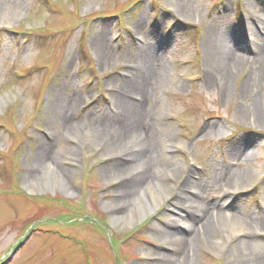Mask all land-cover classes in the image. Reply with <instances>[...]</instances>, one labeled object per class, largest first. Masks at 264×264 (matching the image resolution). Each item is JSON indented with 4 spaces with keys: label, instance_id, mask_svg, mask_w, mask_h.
Here are the masks:
<instances>
[{
    "label": "rangeland",
    "instance_id": "1",
    "mask_svg": "<svg viewBox=\"0 0 264 264\" xmlns=\"http://www.w3.org/2000/svg\"><path fill=\"white\" fill-rule=\"evenodd\" d=\"M262 18L264 0H0V264L9 257L6 264H239L240 255L253 264L264 232L251 237V257L226 236L224 221L187 250L155 233L161 227L190 238L167 216L194 217L186 205L196 199L213 210L240 205L246 195L248 211H264V71L256 62ZM224 45L248 49L251 59L222 79L225 69L207 46ZM143 60L165 66L139 97L128 80L143 71ZM140 101L152 140L147 173L114 180L115 170L135 172L129 160L141 156L139 148H111L124 132L92 121L119 118V104ZM66 106L75 124L60 121ZM43 161L74 194L32 189ZM219 172L226 186L206 187ZM147 177L168 193L140 216L133 191ZM132 214L125 225L112 219Z\"/></svg>",
    "mask_w": 264,
    "mask_h": 264
},
{
    "label": "bare ground",
    "instance_id": "2",
    "mask_svg": "<svg viewBox=\"0 0 264 264\" xmlns=\"http://www.w3.org/2000/svg\"><path fill=\"white\" fill-rule=\"evenodd\" d=\"M263 20V18H262ZM262 26V40L264 41V20L261 24ZM229 28V27H228ZM208 43V40H207ZM264 47V46H263ZM261 48L262 51L258 53V57L256 62L261 63L262 65V71H264V48ZM207 49L209 53L211 54V57L218 60V63H215L213 61L214 65L223 66L225 69L222 79L225 78V76H228L231 74L232 70H234L238 64L248 62L251 58L246 56V52L248 49H242L241 47L233 46L231 48L230 46L224 45L221 49L214 48L213 46L209 48L207 46ZM237 49V50H236ZM241 52L239 53V51ZM165 65H162V63H158V61L150 62L148 60H143L142 67L140 68L143 71L141 73L135 74L132 77L130 76V80H128L129 86L133 88L137 93L139 97H142L145 91V87L147 82L156 81L158 78H162L161 69L164 68ZM261 67V66H260ZM255 79L257 76H254ZM204 83L208 84V79L205 78L203 80ZM262 92L264 91V80L262 77ZM248 86L245 87V91H241L243 93V96H247L248 93L246 90H248ZM57 101L62 102L63 100L58 99ZM121 102L120 99H117V103ZM58 104V103H57ZM120 108L122 107V115L119 116V118H109L107 115H105L102 119L96 120L95 122L92 121L93 124H97V128L101 129L103 128V125L101 122H104L107 124L108 128H112L115 130H118L119 132H124L123 134H120L119 138L111 145L110 147L113 149H119L121 151L125 150L127 152L128 147H134L137 145V148H139V154L141 155L138 159H132L129 160L132 162L135 160V166L134 168L130 167L129 169H134L135 172L132 170H127V168H124L125 170H115L117 173H115L112 176V179L114 180H121L125 178H130L129 180H132L133 176H137L140 172L141 176H145L144 173H147V169L144 168L145 166V160L148 159L149 156H147V150L152 145L150 144V141H152L147 133L146 129H149L148 124V114L149 110L148 108L143 105L142 101H140L137 105L135 104H128L127 106L125 104L120 105ZM63 108V106H62ZM70 108L67 106L64 109V115H62L63 109H59L57 114L59 115L60 121H63L64 123H70L75 124L73 115L70 114ZM118 112V111H117ZM135 116L134 120L132 122H129V118L132 119V117ZM95 120V119H94ZM122 120V121H120ZM99 122V123H98ZM126 122V123H125ZM216 125H212L209 128V131L212 132L213 128ZM83 128V127H82ZM131 131L125 132L127 129H130ZM85 131V130H84ZM76 134L79 133V128L76 127ZM85 136H88L87 133H83ZM122 135V136H121ZM144 144H140L142 143ZM144 150L146 154H144ZM44 165L46 167L44 175H40V178L37 182L30 183L33 190H39L43 187H54L58 186V188H61L64 193L71 195L75 193V190L69 185L67 182V179L63 176V174L54 167V164H51L50 162L43 161ZM118 169V168H117ZM145 169V170H144ZM149 170V169H148ZM168 174L171 175L172 171L167 170ZM223 172V171H222ZM133 173V174H132ZM152 174V173H151ZM151 174L149 177H152ZM219 175L211 182L206 181L205 186L207 187L209 184L218 185L219 183H225V186L229 180H227V177L222 176L221 172L218 173ZM246 175V173H245ZM244 174L236 175L233 174V178L236 180H242L245 177ZM136 178V177H134ZM149 178H143V181H145L147 184L145 187L139 188L134 192V201L135 205L138 208L137 212L140 216L145 215L147 211H154L155 208H157L161 203H163L164 199L167 197L164 195L168 193V190L166 187L160 185V184H154L153 182H150L148 180ZM232 179V178H231ZM232 179V180H234ZM229 185V188H232L233 181ZM201 187V184L198 185ZM205 186L203 188H205ZM235 187V186H234ZM32 190V191H33ZM133 192L130 195L122 194L121 198L115 199V202H111L109 204V207L111 210L116 209L118 207V204L123 202L126 199H129V197L133 194ZM198 197L200 196L197 194ZM197 197V198H198ZM131 198V197H130ZM120 199V200H119ZM197 200V199H196ZM191 202V205H186V208L189 209L194 217L192 215L191 218L189 217H183L182 215L178 214H168V220L174 224L177 228L178 226H181L185 228L187 231L192 232V235L188 239H184L179 237V234L174 232L171 233L170 236L166 235V230L164 228L159 227L156 230V238L166 241L168 245H174L177 242L183 246L184 250H187L190 248V246L198 245L199 242L202 240L203 236L207 237L206 234L212 230H214L215 224L217 221H224L226 226V236L230 238L233 236L235 247L242 246L243 253L245 257H251L253 250H255V243L256 241L251 238L252 236H257L258 233L264 232V211L262 215H257V212L252 213L249 209L251 207H247L246 205L242 204V202L250 200L248 199V196L245 195V198L241 202L240 205H226L221 204L219 208H211L208 204L205 202H198V201ZM245 200V201H244ZM189 202V198L185 200V203ZM264 209V207H263ZM220 216V217H219ZM114 223H119L120 225H125L130 220L132 222L134 221V214L130 215L129 217H118L114 216L112 217ZM197 225V226H196ZM161 235V236H160ZM234 246V245H233ZM242 256H239V264H246L244 260H242ZM248 264V263H247ZM253 264H264V248H262L261 252L256 257V260Z\"/></svg>",
    "mask_w": 264,
    "mask_h": 264
},
{
    "label": "water",
    "instance_id": "3",
    "mask_svg": "<svg viewBox=\"0 0 264 264\" xmlns=\"http://www.w3.org/2000/svg\"><path fill=\"white\" fill-rule=\"evenodd\" d=\"M11 260V257H9L6 261H4L3 263L1 264H6L7 262H9Z\"/></svg>",
    "mask_w": 264,
    "mask_h": 264
}]
</instances>
